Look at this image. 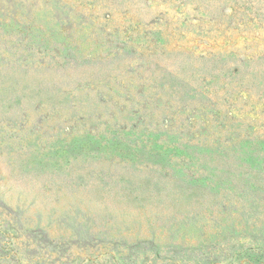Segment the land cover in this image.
<instances>
[{"label":"rangeland","instance_id":"1","mask_svg":"<svg viewBox=\"0 0 264 264\" xmlns=\"http://www.w3.org/2000/svg\"><path fill=\"white\" fill-rule=\"evenodd\" d=\"M0 264H264V0H0Z\"/></svg>","mask_w":264,"mask_h":264}]
</instances>
